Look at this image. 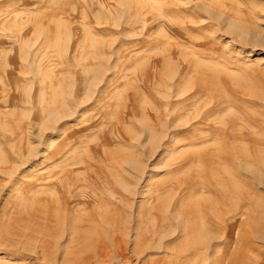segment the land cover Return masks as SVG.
I'll list each match as a JSON object with an SVG mask.
<instances>
[{"label": "rangeland", "instance_id": "1", "mask_svg": "<svg viewBox=\"0 0 264 264\" xmlns=\"http://www.w3.org/2000/svg\"><path fill=\"white\" fill-rule=\"evenodd\" d=\"M0 264H264V0H0Z\"/></svg>", "mask_w": 264, "mask_h": 264}]
</instances>
